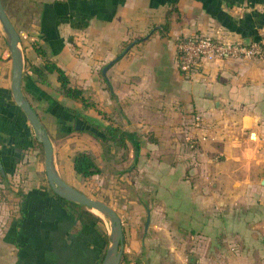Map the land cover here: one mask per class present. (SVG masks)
I'll return each instance as SVG.
<instances>
[{"label":"crops","instance_id":"obj_1","mask_svg":"<svg viewBox=\"0 0 264 264\" xmlns=\"http://www.w3.org/2000/svg\"><path fill=\"white\" fill-rule=\"evenodd\" d=\"M1 1L22 48L21 89L48 135L56 173L88 196H106L119 216L118 264H264V61H202L183 73L175 51L176 39L193 32L244 42L264 36V0ZM44 58L93 105L61 96L54 72L44 83L26 69ZM10 69L0 28V264H98L99 223L81 225L47 192ZM56 103L130 132L123 158L109 155L102 170L99 140L63 132L67 115ZM78 150L101 169L85 181L71 166Z\"/></svg>","mask_w":264,"mask_h":264},{"label":"trees","instance_id":"obj_2","mask_svg":"<svg viewBox=\"0 0 264 264\" xmlns=\"http://www.w3.org/2000/svg\"><path fill=\"white\" fill-rule=\"evenodd\" d=\"M169 25V16L168 12L165 14V18L161 25L159 26L160 33H163L167 30ZM155 28L149 30L145 35L137 37L136 39H143L147 37L151 32L154 31ZM130 42L126 43L125 46H127ZM124 46V47H125ZM36 51L44 57V51L39 46H36ZM27 70L30 71V73L35 74V78H38L44 83H48L46 79V74L54 72L55 73V79L57 82L55 90L63 97L67 99H74L78 100L81 103L82 107L93 105V101L89 100L87 97L83 94V89L71 82L70 75L63 70L60 66H58L54 61L44 58L43 62L39 65H35L32 63L27 64L26 67ZM24 77L34 80L30 74L25 71ZM18 107V106H17ZM56 108H60L62 111L65 112L67 115V118L63 119V122H59V128L63 132H69V131H85L95 138H97L102 146H104L105 151L110 150L112 147H119L120 149H123L126 147V140L130 138L131 133L123 130L117 125H112L110 123L107 124H100L99 122L89 119L86 116H84L79 110L76 108H72L71 106L62 105L59 103H56ZM19 108V107H18ZM55 111V110H53ZM25 117V116H24ZM26 119V117H25ZM74 121V123L67 124L68 120ZM66 121V122H65ZM76 122V124H75ZM63 128H62V127ZM36 139L34 136H32V141H35ZM137 142H133V147H136ZM1 163V162H0ZM71 166L75 173L80 175L83 178H86L92 174H97L100 172V167L95 161L94 156L85 151V150H78L75 151L71 157ZM2 173V172H1ZM3 173H5L3 169ZM1 175V174H0ZM46 190L49 194L57 197L59 200H61L65 205V210H67L70 215L73 217V219L77 220L81 225L86 224L90 221L93 223H100L96 231L99 234L102 242H103V251L100 255L99 262L102 259L105 246L107 243V233L105 230V227L103 225L102 219L94 214L89 208L73 202L69 200H65L63 198H60L58 195H56L48 184H46ZM18 193V192H17ZM20 197H22V193H20ZM98 262V264H99Z\"/></svg>","mask_w":264,"mask_h":264},{"label":"water","instance_id":"obj_3","mask_svg":"<svg viewBox=\"0 0 264 264\" xmlns=\"http://www.w3.org/2000/svg\"><path fill=\"white\" fill-rule=\"evenodd\" d=\"M0 25L3 30L5 42L9 51L11 61L10 74V92L13 101L18 106L32 129L34 138L41 144L43 170L47 184L51 190L60 198L79 203L89 210L95 209L107 220L109 229L107 231V243L99 264H118L122 252L123 233L117 212L105 201L88 196L75 187L65 182L55 171L53 167V151L48 135L41 125L38 115L31 106L29 100L25 98L21 89V76L23 66L22 48L19 42V36L12 22L8 18L2 1L0 0ZM127 46L116 56L109 59L101 67V73L105 75V70L112 64L119 55L123 54ZM264 183V180H261ZM149 211L146 208L144 227L147 226Z\"/></svg>","mask_w":264,"mask_h":264},{"label":"built area","instance_id":"obj_4","mask_svg":"<svg viewBox=\"0 0 264 264\" xmlns=\"http://www.w3.org/2000/svg\"><path fill=\"white\" fill-rule=\"evenodd\" d=\"M177 68L189 73L202 61L225 58H256L264 61V36L248 41L214 38L203 33H190L175 41Z\"/></svg>","mask_w":264,"mask_h":264},{"label":"rangeland","instance_id":"obj_5","mask_svg":"<svg viewBox=\"0 0 264 264\" xmlns=\"http://www.w3.org/2000/svg\"><path fill=\"white\" fill-rule=\"evenodd\" d=\"M6 0H4V2H5ZM6 7L9 9V5L8 4H6ZM10 15L12 14V11H10V12H8ZM13 21H14V23L16 24V27H19L18 29H22V28H20L21 27V23L19 24V22H21L20 21V19H13ZM0 28H1V25H0ZM2 29V28H1ZM21 32H22V30H21ZM38 150H39V153H40V156L42 157V147H41V144L40 143H38ZM101 149H102V151H101V154H100V159H101V167H102V170L104 169V168H107V169H109L108 168V164H106V162H108L109 161V159L110 158H108V156L109 155H111V157H113V158H123V154L125 153V151H126V149L125 148H123V149H120L119 147H112L111 149H112V151H111V149L110 150H108V151H105V148H104V146H102L101 145ZM113 160H115V159H113ZM103 161V162H102ZM120 162V161H119ZM110 164H111V162H110ZM114 166V165H113ZM108 171V170H107ZM83 181H85V178H83ZM42 182L44 183V184H46V180L44 179V177H43V179H42ZM82 188H84V185H82ZM78 190H80L81 192H82V189L81 188H78ZM94 193V192H93ZM88 195V194H87ZM93 196H91V195H89V196H91V197H93V198H97V199H101L102 200V198L100 197V196H102V195H100V194H92ZM96 195V196H95ZM104 199H106L107 200V198H106V196L103 198V201H105L106 202V200H104ZM107 203V202H106ZM97 214H99V215H101L102 217H100L101 219H102V222H103V225L106 227V230L108 231V229H109V225H108V220L102 215V214H100V213H97ZM100 224V223H99Z\"/></svg>","mask_w":264,"mask_h":264},{"label":"bare ground","instance_id":"obj_6","mask_svg":"<svg viewBox=\"0 0 264 264\" xmlns=\"http://www.w3.org/2000/svg\"><path fill=\"white\" fill-rule=\"evenodd\" d=\"M93 212V211H92ZM94 212H96V213H99L98 211H96L95 209H94Z\"/></svg>","mask_w":264,"mask_h":264}]
</instances>
